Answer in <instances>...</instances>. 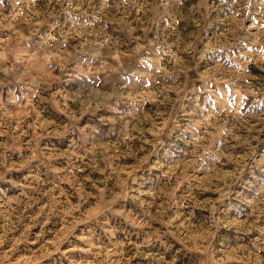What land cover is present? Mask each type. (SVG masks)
Masks as SVG:
<instances>
[{"label":"rangeland","instance_id":"374dc122","mask_svg":"<svg viewBox=\"0 0 264 264\" xmlns=\"http://www.w3.org/2000/svg\"><path fill=\"white\" fill-rule=\"evenodd\" d=\"M0 264H264V0H0Z\"/></svg>","mask_w":264,"mask_h":264}]
</instances>
